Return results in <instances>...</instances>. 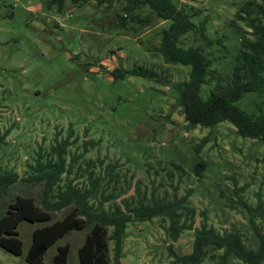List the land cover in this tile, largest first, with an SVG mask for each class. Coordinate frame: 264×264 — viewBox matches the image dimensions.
<instances>
[{
    "label": "rangeland",
    "instance_id": "rangeland-1",
    "mask_svg": "<svg viewBox=\"0 0 264 264\" xmlns=\"http://www.w3.org/2000/svg\"><path fill=\"white\" fill-rule=\"evenodd\" d=\"M244 1H179L197 24L208 21V38L201 42H212L205 54L219 77L203 87L205 99L219 86L230 85L240 63L241 42L251 32L235 18ZM48 2L0 0V173L28 178L38 160L48 161L51 148L68 139L72 144L66 160L73 164L69 179L84 188L88 172L104 176L101 193L117 197L104 204L105 210L134 196L138 187L148 197L155 193L170 200L174 194L189 195V205L197 211L193 230L182 233L177 242H168L167 223L161 219L134 221L126 232L122 264H171L169 245L176 254L189 255L203 212L216 233L237 231L249 248H255V235L236 204L235 188L245 189L242 198L252 206L259 196L264 201V145L242 139L229 122L209 128L189 126L176 104L173 85L188 80L191 67L166 64L157 50L161 31L170 23L153 14L147 28L130 18L122 26L118 15L124 14L118 1L110 5L90 0L78 6L67 0L61 12L56 6L48 8ZM138 13L144 17L149 10ZM195 39L189 34L181 45H196ZM135 66L156 70L164 84L130 74L114 79L110 74ZM236 104L255 117L264 113V94L251 93ZM91 161L95 165L88 169ZM200 161L206 168L198 177L194 167ZM113 164L117 178L109 182L112 174L106 175L105 169ZM42 189V184L19 181L0 196V214L17 195L39 200ZM99 197L91 203L98 205ZM67 212L55 214V219ZM38 226L22 221L23 255L0 247V264H29L26 255ZM85 237V231H73L59 240L46 253L45 263L51 264L59 246L70 244L69 264H79ZM229 264L243 263L232 257Z\"/></svg>",
    "mask_w": 264,
    "mask_h": 264
},
{
    "label": "trees",
    "instance_id": "trees-1",
    "mask_svg": "<svg viewBox=\"0 0 264 264\" xmlns=\"http://www.w3.org/2000/svg\"><path fill=\"white\" fill-rule=\"evenodd\" d=\"M67 0H49L48 8L57 7L62 11ZM90 0H72L75 5L88 3ZM110 5L118 1L122 4L124 15H118L122 26L128 18L137 20L140 28H147L153 23L154 14L157 19L169 22L161 31V43L158 52L164 62L169 65L191 67L189 79L173 85L177 93V105L184 111L186 121L191 128L196 126L213 127L229 122L239 136L251 140H259L264 145V113L250 116L237 106V102L251 93L264 94V0H246L238 8L235 18L251 29L250 37L241 42L239 64L232 72L230 85L219 86L208 98L201 93L205 85L218 79L219 75L211 70L212 62L207 58L205 49L212 44L207 40V18L196 23L190 14L179 7L180 0H95ZM147 8L149 13L144 17L139 11ZM189 34L195 36L196 45L183 47L181 40ZM220 42V41H219ZM114 79H125L129 74L143 77L159 84H164L162 76L154 69L135 66L131 69H115L110 72ZM3 139H0V144ZM72 143L64 140L57 143L50 151V159L45 163L36 162L31 176L19 178L17 173H0V196L8 194L12 186L19 181L30 184H42L40 199L33 196L17 195L7 204L0 214V247L15 256L23 255V240L20 239L19 226L22 221L39 224L33 231L32 244L26 255L29 264H46L45 255L59 240L73 231H85L86 237L79 248V264H122V249L128 226L132 222H150L156 218L167 223L166 236L168 242H177L185 231L193 230L197 211L189 205V195L172 199L160 198L152 193L149 197L135 189V195L115 203L105 210L104 204L116 195L112 193L104 197L101 193L104 176L88 172V185L79 188L72 174V163H67L68 148ZM96 146L94 142L87 143ZM101 164L102 161H100ZM89 162L88 169L94 166ZM117 165H107L106 175L109 182H114ZM206 168L203 161L194 167L195 174L200 177ZM87 172V170H85ZM65 176V178H64ZM64 182L61 187L59 184ZM116 191L117 187H113ZM244 188H235L237 205L245 215L250 230L254 233L256 247L249 248L237 231L216 233L208 225L206 213L201 214L200 228L195 231L193 250L189 255H178L169 245L171 264H204L207 260L214 264H229L234 257L243 264H264V201L258 197L256 206L248 204L242 198ZM98 205L92 199H98ZM99 197V198H100ZM68 209L62 217L55 219V214ZM111 244L113 245L111 249ZM112 252V257L111 256ZM70 244L58 247L52 257L51 264H69Z\"/></svg>",
    "mask_w": 264,
    "mask_h": 264
}]
</instances>
